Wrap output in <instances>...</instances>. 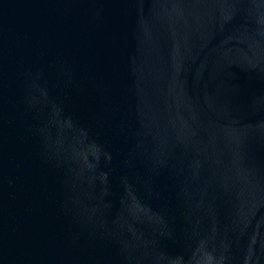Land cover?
Returning <instances> with one entry per match:
<instances>
[{"label": "water", "instance_id": "obj_1", "mask_svg": "<svg viewBox=\"0 0 264 264\" xmlns=\"http://www.w3.org/2000/svg\"><path fill=\"white\" fill-rule=\"evenodd\" d=\"M0 264H264V0H0Z\"/></svg>", "mask_w": 264, "mask_h": 264}]
</instances>
